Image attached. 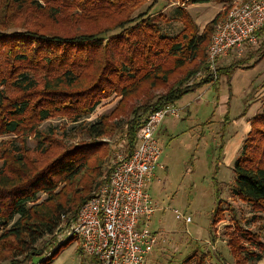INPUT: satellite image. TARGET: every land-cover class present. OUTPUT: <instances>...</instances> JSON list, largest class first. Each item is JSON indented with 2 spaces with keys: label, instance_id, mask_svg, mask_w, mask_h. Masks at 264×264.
Segmentation results:
<instances>
[{
  "label": "trees",
  "instance_id": "trees-1",
  "mask_svg": "<svg viewBox=\"0 0 264 264\" xmlns=\"http://www.w3.org/2000/svg\"><path fill=\"white\" fill-rule=\"evenodd\" d=\"M158 1L0 0V136L12 137L0 143L1 262L20 264V257L27 261L37 254L43 256L37 264H48L75 241L63 238L49 247L112 169L103 166L111 148L98 137L121 130L130 153L150 113L204 85H217L221 76L229 82L236 68L247 66L232 62L217 68L215 78L208 71L206 49L227 11L200 30L185 6L212 0H178L168 18L161 11L151 15ZM214 1L224 5L228 0ZM156 17L181 22L182 29L165 35ZM261 45L252 65L264 58V40ZM198 72L202 75L196 76ZM114 95L120 98L110 114L80 126L81 142L65 147L53 127L40 129L49 118L77 122ZM260 105L248 118L249 130L232 165V196L250 214L239 216L225 203L230 224L222 234L233 264H257L264 257V95ZM30 138L35 142L31 149ZM52 147L58 150L40 163L30 154L44 155ZM222 203L218 198L210 216L212 234L224 220ZM206 257L201 254L194 263L204 264Z\"/></svg>",
  "mask_w": 264,
  "mask_h": 264
},
{
  "label": "rangeland",
  "instance_id": "rangeland-1",
  "mask_svg": "<svg viewBox=\"0 0 264 264\" xmlns=\"http://www.w3.org/2000/svg\"><path fill=\"white\" fill-rule=\"evenodd\" d=\"M177 1L159 0L150 13L157 16L156 13L161 11L166 18L172 17L178 5ZM239 1L241 0H228L222 5L212 0L208 3L187 4L185 8L201 30L218 12L225 13L232 7L231 5ZM148 4L149 2L144 3L140 10H144ZM219 6L222 9L216 13ZM157 22L161 26L162 33L168 36L182 29V23L174 19L162 21L157 18ZM10 30L13 31L14 28ZM260 32L264 36V29ZM262 40V38L259 39L254 46L246 47L240 56L233 53L220 59L222 61L218 60L220 68H225L237 61L247 65L236 68L230 74L229 82L226 81V77L221 76L216 86L204 85L199 90L186 93L174 104V107L179 110V117L167 115L161 121L155 136L162 151L154 173L146 185L156 207L148 222L149 229L157 236V242L144 264H187L183 262L195 253V258L189 264H195V259L201 254H207L204 264H233L226 247L225 235L222 234L225 226L230 224L228 205L225 203L233 205L238 215L244 218L250 214V209L232 196L230 187L234 184L236 177L232 169L233 163L229 167L221 166L225 141L229 139L233 131L238 129L235 124L225 128L223 117L227 111L232 122L235 118L240 119L246 106V99L250 94L251 98L254 97L256 92L253 89H250L249 93L246 90L258 81V74L264 73V58L252 65L257 53L255 51L262 47ZM252 54L253 57L249 58ZM200 75H202L201 72L196 74V76ZM245 91L247 96L244 97ZM228 92L231 93L230 99H227ZM119 98L120 96L114 95L105 99L94 112L77 122H70L63 117L46 119L41 123L40 129L46 131L49 127H53L56 130L54 137L61 139L60 144L65 147L72 146L84 140L80 126L97 120L100 115L110 114L118 104ZM112 119L109 118V120ZM11 138L10 135H2L0 143L2 140ZM97 140L107 142L111 148L109 160L103 165L107 169L110 167L113 150L125 151L124 132L117 130L113 134L101 135ZM221 143L224 145L222 146ZM27 145L30 149L33 148L34 140L28 139ZM57 150V147H52L44 155L34 150L30 154L40 163ZM39 197L42 199L45 196L40 194ZM218 198L224 201L222 205L225 211L223 212L224 220L215 228V236L210 230V216L217 206ZM176 214L179 217H176ZM186 217L189 219L188 222L185 221ZM262 223H264V216ZM249 227L255 229L256 225L250 224ZM66 228H62L61 233L58 231L54 235L49 247L56 246L59 240L62 241L64 236L62 233ZM261 230H263L262 239L264 240V229ZM78 244L77 239L72 241L48 264H88L89 259L78 251ZM44 252L48 255V248ZM42 257L35 254L27 261H22L24 259L20 257V264H37ZM0 264H8V261H0ZM257 264H264V257Z\"/></svg>",
  "mask_w": 264,
  "mask_h": 264
},
{
  "label": "built area",
  "instance_id": "built-area-1",
  "mask_svg": "<svg viewBox=\"0 0 264 264\" xmlns=\"http://www.w3.org/2000/svg\"><path fill=\"white\" fill-rule=\"evenodd\" d=\"M231 6L216 23L206 49V64L212 74L219 67L218 60L233 53L240 56L246 47L257 44L258 32L264 29V0H241ZM167 115L179 117L174 104L147 116L130 153L113 150L106 181L93 189L62 233V238L78 240L88 264H144L152 253L157 236L148 221L156 207L146 185L162 151L155 133Z\"/></svg>",
  "mask_w": 264,
  "mask_h": 264
},
{
  "label": "crops",
  "instance_id": "crops-1",
  "mask_svg": "<svg viewBox=\"0 0 264 264\" xmlns=\"http://www.w3.org/2000/svg\"><path fill=\"white\" fill-rule=\"evenodd\" d=\"M221 9H222V7H220V6L217 7L216 13L218 11H220ZM261 38L264 40V36L260 34V39ZM220 61H222V60H220ZM263 76H264V73L263 72L261 74H258V78H257L258 81L256 83H254L252 85V87H248L247 90H246V91H248V93L250 92V89H253L254 92H256L255 95H254V97L251 98V94H250L249 97H248L249 99L247 98L248 100L246 99V101H245L246 102L245 103L246 106H245L244 110H245L246 113L244 115H242V117L239 120L234 121V122H232L229 119L228 116L227 117H223L224 118L223 119L224 120L223 121V124L225 125V128H226V126L229 128L230 124L231 125H234L235 124L238 129L235 130V131H233L232 132L233 134H231V136L229 137V139H227L225 141L226 145L224 147L225 148V151L223 152V156H222V159H221V166H227V167H229L230 165H232L233 160L235 159V157L239 154V152L241 150L240 146H241V142L243 141V138L245 136V133L249 130V121H248L249 119L248 118H250L253 115H255L256 112H258L260 110V108H261V105H260V100L261 99H260V97L262 95H264V91H263L264 90V87H263L264 86V82L262 83V81H264L263 80L264 79ZM259 85L261 86V88H260ZM213 86H216V85H213ZM257 86H259V88ZM246 91L243 92L244 97L247 96ZM227 96H228L227 99H230L231 93L228 92L227 93ZM218 99H219V96H218ZM226 112L227 111H225L224 116H225ZM159 126H158V128H159ZM157 131H158V129H157Z\"/></svg>",
  "mask_w": 264,
  "mask_h": 264
}]
</instances>
